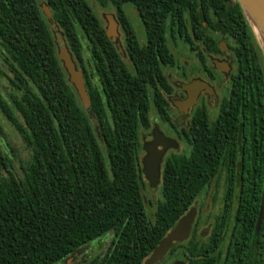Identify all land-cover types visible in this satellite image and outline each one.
Instances as JSON below:
<instances>
[{"label":"trees","instance_id":"1","mask_svg":"<svg viewBox=\"0 0 264 264\" xmlns=\"http://www.w3.org/2000/svg\"><path fill=\"white\" fill-rule=\"evenodd\" d=\"M94 1L115 10L130 65L88 0H0V78L11 88L8 97L0 91V112L29 152L18 172L0 143V264H66L109 235L104 254L74 264H144L182 217L195 207L202 214L209 198L224 203L205 218L214 221L210 236L199 235V215L191 239L162 264H264V55L240 4ZM42 4L83 73L89 112L69 82ZM126 5L142 18L143 44ZM168 35L205 68L207 56L226 45L236 70L216 120L197 109L180 129L185 148L164 161L151 217L141 132L151 129L153 110L174 124L165 69L179 58Z\"/></svg>","mask_w":264,"mask_h":264},{"label":"flooded vegetation","instance_id":"2","mask_svg":"<svg viewBox=\"0 0 264 264\" xmlns=\"http://www.w3.org/2000/svg\"><path fill=\"white\" fill-rule=\"evenodd\" d=\"M132 9V8H131ZM133 11L130 12L129 10L127 11L128 13V19L129 22L131 23L134 31L136 32V35L138 37V39L141 41V43H145L146 41L144 40V38L139 37L138 34L142 33L143 35V31L141 30V26H143V30L144 29V25H143V21L141 16L139 15V13L137 11H135L134 9H132ZM110 18H113V20L115 22L118 23V31H119V35H120V49L116 46L117 50L119 51V53L122 55L123 59L125 60V62L130 65V58L129 55L127 53V40L125 37V34L122 30L120 21L116 15V13L110 16ZM109 24V21H108ZM107 26H105V28L107 29ZM138 32V33H137ZM169 36V47L171 52L176 56L174 49L172 48L171 44L174 41L173 37L171 35ZM186 47V46H185ZM189 51V47H186ZM178 58V56H176ZM196 59V58H195ZM208 59V66H206L207 68H205L204 66H199L198 62V66L197 69L195 68V70H193V72L197 74H194L192 72V70L185 72L183 71L181 73V75L184 78V81L181 82V84H177V85H173L170 81V76L167 75V71L168 70H177L179 69V65L175 66V67H166L165 69V73L166 76L168 77L170 84L172 86V93L169 95H166V98L171 106V118L174 124H167V123H162L159 115L156 113L155 110L152 111V113L154 112L157 116L158 121L161 124L160 126H156L153 127V125L151 126V129L149 131H145L144 133L145 136H143V132H141V139L144 140V142L142 143L141 140V144H142V153H145V157L147 156V152L144 151V147L147 145L149 146V144L153 141L154 135L156 133V131H159L162 135H164L165 137L171 139V140H175L178 143V147H171L169 148L164 156L163 159V163H162V170H163V164L164 161L166 159V157L168 155H170L171 153H174L175 149H179L181 144H184L182 142V138H181V131L180 129L185 127L183 126L184 123H186V125H189L194 113L196 112L197 109H205L206 112L208 113L210 119L212 121L216 120V118L218 117L221 107L223 105V103L225 102V100L227 98L230 97V92H231V84H232V75L236 70V64H235V57L234 54L232 53L231 49L229 47H227L226 45H222L221 46V53L220 54H212V55H208L207 56ZM197 61V59H196ZM215 62H217L218 66H220L221 68H223V70L218 69L217 65L215 64ZM227 66V67H226ZM197 75V76H194ZM200 84V85H205V88L202 89L199 94H198V98H197V104L194 106H191L190 108H187L185 110L180 109L178 105H180L181 103H183L186 99H188V92L184 91V85H189L193 86L194 84ZM223 85V86H222ZM189 93H191L193 90L189 89L188 90ZM151 113V114H152ZM212 113H217L215 116L212 115ZM176 116V117H175ZM175 117V118H174ZM179 123H183L182 125ZM185 148V146H184ZM145 159V158H144ZM160 186V184H159ZM223 187V191H225V186ZM219 209V212L221 210L224 209V203H217V204H213L212 198H209L207 201V205L204 208V211L202 212V214L199 212L198 209V213H197V217L195 220V223L193 225V229H192V233H191V237L193 235V231L195 229V226L197 225V221L199 220V215H203L204 218L201 222V226L199 229V235L200 236H204V234L208 235V237L210 236L212 229H213V219H210L207 224H205V218L206 216L210 215L211 213H215V209ZM234 213V211H233ZM216 214V213H215ZM204 226H208V228H204ZM259 229L257 228V231ZM263 231H264V227H263ZM262 236L264 237V232L262 234ZM190 237V239H191ZM263 251H264V244H263Z\"/></svg>","mask_w":264,"mask_h":264},{"label":"water","instance_id":"3","mask_svg":"<svg viewBox=\"0 0 264 264\" xmlns=\"http://www.w3.org/2000/svg\"><path fill=\"white\" fill-rule=\"evenodd\" d=\"M252 29L253 34L263 52L264 55V0H236ZM44 15L48 21L52 23L53 27L56 24L52 20V12L47 5L42 6ZM58 29V28H57ZM107 34L110 40L120 49V35L118 31V23L111 18L107 26ZM56 32V44L58 48L59 59L62 62L64 69L69 77V82L73 85L80 97L81 102L89 112V99L87 86L83 77V73L78 69V65L74 60V57L67 45V42L62 33ZM59 34V35H58ZM218 69L223 70L215 62ZM227 67V66H226ZM205 88V85L198 83L193 86L184 85V91L188 92L189 96L179 106L180 109H187L197 104V98L199 92ZM189 89L193 90L189 93ZM171 147H178V143L175 140H171L159 131H156L153 141L149 146L144 147V151L147 152V156L143 160V174L145 179L151 187H158L161 184L162 178V163L166 151ZM197 217V212L192 209L180 221L176 226L166 235L164 239L155 248L151 256L146 260L144 264H162L168 253L177 245L187 242L192 233L193 225Z\"/></svg>","mask_w":264,"mask_h":264},{"label":"rangeland","instance_id":"4","mask_svg":"<svg viewBox=\"0 0 264 264\" xmlns=\"http://www.w3.org/2000/svg\"><path fill=\"white\" fill-rule=\"evenodd\" d=\"M88 1H89L90 5L92 6L93 10L95 11V13L98 15V17L102 21L103 25L104 26L108 25V21L111 20L110 16L111 15L114 16L115 10L114 9H109V10L101 9L99 7V5L94 0H88ZM43 5L44 4H42V6ZM131 8L132 7L129 5L125 6L126 11L129 10L130 12H132L133 10ZM52 29L55 33V38H56L57 35H56L55 30H58V33L60 32V30L57 29V26L53 27V25H52ZM141 30L143 31V35H142V33H140L138 35L141 38L143 37L144 40L146 41V36H145V31L143 30V26H141ZM171 46L174 49L176 56H178V58H179V66H180V68L177 70H168L167 71V75L170 76L171 83L175 86L177 84L178 85L181 84V82L184 81V78L181 75V73L183 71L188 73V71L192 70V72H193V70H195V68L197 69L198 64H197V61H196L194 55L183 45V43L181 41L175 40L172 42ZM86 57H88V55H86ZM0 66H2L1 60H0ZM194 74H197L196 71ZM194 76H197V75H194ZM0 91L6 97H8L7 94L11 91L9 83L7 82L6 78L3 76H1V78H0ZM216 114L217 113H212L213 116H215ZM151 118H152L153 127H156V126L161 127V124L158 121L157 116L154 112L151 114ZM179 124L182 125L183 123H179ZM183 126L186 127L187 126L186 123H184ZM142 132H143L142 133L143 136H145V134H146V133H144L145 131H142ZM143 142H144V140H142V143ZM0 143L2 144L1 148L3 151H4V149H3L4 146L5 147L7 146V148H8V153L4 154V156L7 158L8 157L11 158L13 168L15 170H17L18 172H20L22 163L27 161L29 158V152L25 149V145L23 144L22 139L19 136V134L17 133V131L14 129L12 124L10 122H8V120L2 115L1 112H0ZM183 151H184V144H181L179 149L174 150V152H177V153H180ZM144 158H145V153L143 152L141 154L142 162H143ZM160 198H161V187L158 186V187L153 188L147 182V188L145 190V199H146V207H147L148 213L151 217L154 216L155 206H156V204ZM200 203H201V201H200ZM200 203H198L197 206L200 205ZM194 210L198 213V207H195ZM215 213L216 214L219 213L218 208L215 209ZM204 228L207 229L208 226H204ZM203 238L204 239L208 238L207 233H206V235L204 234ZM111 242H112V236L111 235L104 237L100 241L94 242L91 245H89L88 247H86L85 249H83L81 252H79L76 255L75 258L69 260L66 264H74L77 262L80 263V262L84 261V259L88 260L94 256L102 255L107 251ZM61 264H65V263H61ZM167 264H170V262Z\"/></svg>","mask_w":264,"mask_h":264}]
</instances>
